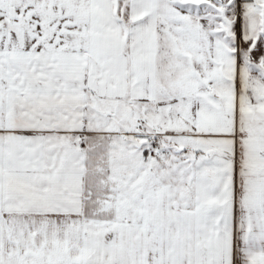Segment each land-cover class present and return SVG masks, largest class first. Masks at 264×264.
I'll return each instance as SVG.
<instances>
[{
	"label": "snow or ice",
	"instance_id": "1",
	"mask_svg": "<svg viewBox=\"0 0 264 264\" xmlns=\"http://www.w3.org/2000/svg\"><path fill=\"white\" fill-rule=\"evenodd\" d=\"M0 264H264V0H0Z\"/></svg>",
	"mask_w": 264,
	"mask_h": 264
}]
</instances>
